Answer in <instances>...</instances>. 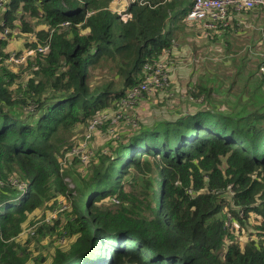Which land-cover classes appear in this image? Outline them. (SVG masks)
Here are the masks:
<instances>
[{
    "label": "trees",
    "instance_id": "16d2710c",
    "mask_svg": "<svg viewBox=\"0 0 264 264\" xmlns=\"http://www.w3.org/2000/svg\"><path fill=\"white\" fill-rule=\"evenodd\" d=\"M111 2L10 0L0 9V264H28L17 239L33 213L57 211L59 203L64 222L40 230L60 225L63 237L75 239L50 264H264L261 57L249 69L216 72L186 94L202 107L141 126L102 151L88 177L73 186L65 180L60 145L73 129L116 109L145 79L146 63L172 57L193 5L134 0L124 20ZM238 26L234 17L220 32ZM18 29L35 34L27 47L49 49L17 73L7 48ZM213 80L222 85L218 94ZM215 96L224 98L222 110L206 107ZM251 216L255 237L241 243L227 223L244 225Z\"/></svg>",
    "mask_w": 264,
    "mask_h": 264
},
{
    "label": "rangeland",
    "instance_id": "374dc122",
    "mask_svg": "<svg viewBox=\"0 0 264 264\" xmlns=\"http://www.w3.org/2000/svg\"><path fill=\"white\" fill-rule=\"evenodd\" d=\"M122 1L128 2L134 0H112L111 7L113 9L118 8V5H120ZM259 10L260 9L251 11L255 13ZM245 12L237 13L239 17L238 29H234V26L232 28L233 31L225 35L220 31H202L201 29H203V27L199 26L197 21L185 19L187 23V34H184L179 39V42H174L175 47L179 49V55L174 58L170 57L165 59L168 57L165 54L160 58L162 62H167L166 68L170 70L171 74L165 86L155 91L146 90L142 97H137L130 102L122 101L118 104L116 109L106 110L95 117L88 125H80V127L78 126L73 129L66 138V141L60 145V149L56 153L62 171L70 172V176L65 178V180L70 183V186H73L81 176L88 177L90 175L91 168L93 163L97 160L98 155L101 154L102 151L111 148L115 140L125 141L129 135L134 133L141 126L152 124L157 119H172L173 115L175 116L178 111H181V116H185V109L192 111L193 106L185 100V97L187 93H190L189 89L194 88L193 85L190 84V77L194 71L197 69L195 72L196 75L197 72L202 74L204 70L210 72L218 67L224 69L226 66L234 65L235 61L231 62L234 56L238 57L241 54L243 56L245 51L251 50L252 40L250 41L249 37H251L254 31L261 30V32H264V24L258 22L259 18ZM119 13L123 17H127L128 14L124 10L119 11ZM261 17H264V15ZM243 20L244 24L241 23ZM258 24L263 26L259 27ZM230 25L232 26L233 23ZM35 39L36 36L34 33L24 34L20 29L16 30L7 48L9 55L19 52L17 54V57H19L18 55H22L21 53L31 49L27 47V43H31ZM225 42H229L230 44L226 45L227 43ZM247 44H250V46ZM237 49L242 50L236 52ZM253 50H256V48H253ZM233 51L235 53H233ZM197 52L201 55L194 54ZM188 54L191 56L189 60ZM30 59L31 56L22 64L14 63V65H11L12 71L17 73L20 72L22 66L28 64ZM203 61H207V63L205 65L201 64L200 66V63ZM189 62L191 63L190 68H193V71L191 70L174 76V73H177L179 68H181L179 66L180 63H182V65H187ZM170 66L173 67L169 68ZM174 67L175 71L173 70ZM182 70L184 69H181V71ZM207 72H205V76L209 75ZM219 82L221 83V81ZM212 84L215 86L218 94L222 85L219 87V90L217 89L218 84L215 80H213ZM222 84H224V79ZM214 98L218 100L213 99V101H209L206 107L209 105L211 107L212 104L216 108L222 110L224 108V98L220 99L218 96ZM19 110L27 112L25 108ZM95 119L96 122L94 121ZM108 121L110 122L108 123ZM223 168L225 169V160ZM59 204L61 207L58 208L57 211L50 212L48 208H43L33 213L31 215V224H26L23 232L17 239L19 243L18 253L19 255L27 257L28 264H34L36 260L41 259H43V261L40 262V264H50L51 256L56 249H68L70 244L74 241L75 238L71 239L68 236L63 237L62 234L58 232V229L62 227L60 225L57 229L52 228L51 230L56 229L52 232L47 230L41 232L40 230L45 229V227H56L57 220H62L64 222L65 214L60 212L65 208V205ZM59 213L62 215L60 216ZM257 221L258 219L256 216H251L246 224L241 225L238 221L230 219V222L227 223L229 226L228 231L236 240H239L241 243H246L250 241L251 238L255 237V226Z\"/></svg>",
    "mask_w": 264,
    "mask_h": 264
},
{
    "label": "built area",
    "instance_id": "2783aa9c",
    "mask_svg": "<svg viewBox=\"0 0 264 264\" xmlns=\"http://www.w3.org/2000/svg\"><path fill=\"white\" fill-rule=\"evenodd\" d=\"M9 1L0 0V9H4ZM255 9L264 11V0H193L192 7L186 13V19L197 21L203 27V31H221L229 25L237 13ZM129 17L130 14L128 13L127 17L122 16V19L127 20ZM48 49V45L40 46L37 49H29L21 53L22 55H18L19 57H17L18 53H11L9 62L22 64L29 56L32 57L36 53H46ZM261 56L264 59V52L261 53ZM166 65L167 62L164 63L161 60L153 64L146 63L144 66L145 79L136 87L128 90L122 101L130 102L137 97H142L146 90L155 91L165 86L171 77L170 70L166 68ZM171 67L173 66L169 68ZM261 71L264 72V66ZM94 121L96 122V119Z\"/></svg>",
    "mask_w": 264,
    "mask_h": 264
},
{
    "label": "crops",
    "instance_id": "0c3cea01",
    "mask_svg": "<svg viewBox=\"0 0 264 264\" xmlns=\"http://www.w3.org/2000/svg\"><path fill=\"white\" fill-rule=\"evenodd\" d=\"M132 1H128V2H121L120 3V5H118V8H115L114 10H116V11H125V12H127L128 11V9H129V4L131 3ZM256 10V9H255ZM260 11V10H259ZM255 12V13H253V15L252 16H257V18L258 17H260V16H263L264 15V11H262V12ZM244 13V12H243ZM246 13V12H245ZM258 15H260V16H258ZM236 19H238L239 20V17H238V15L236 14ZM258 22H260V23H262L261 21H260V19H258ZM241 23L242 24H244V20L243 21H241ZM259 25V27H262L263 25H260V24H258ZM244 26V25H243ZM262 33H263V35H262ZM250 38V41H251V50L250 51H248V54H246V57H243L242 56V54L241 55H239L238 57L237 56H234V58H232V61L231 62H233V61H235V65L236 66H238V67H241L242 68V70H246V69H249V67H251V66H256V65H259L260 64V61H261V58H262V56H261V53L263 52V50H264V32H261V30H256V31H254V33L251 35V37H249ZM260 40H262V44H259V41ZM247 45H249L250 46V44H247ZM258 45V46H257ZM253 48H256V50H253ZM242 49H237L236 50V52L237 51H241ZM178 51H179V49H178V47H175L174 48V50H173V54H172V57L174 58V57H176L177 55H179L178 54ZM246 52V51H245ZM194 54H199V55H201L200 53H194ZM187 56V55H186ZM188 60H189V58L191 57L189 54H188ZM261 57V58H260ZM167 58V57H166ZM165 58V59H166ZM168 59V58H167ZM207 63V61H203L202 63H200V66H201V64L203 65H205ZM232 64V63H231ZM190 65H191V63L189 62V63H187V65H182V63H180V67L181 68H179V70L177 71V73H174V71H175V67L173 68V73H174V76H176L177 74H183V73H185V72H188V71H191L192 69L190 68ZM199 65V64H198ZM184 67V68H183ZM232 66H226V67H224V69L223 68H220L219 69V71H217V69H215V70H211L210 72H207V70H204L203 72H202V68H201V72H202V74L201 73H196V75H195V72H196V70L194 71V73L192 74V78L190 77V79H191V81H190V84H192L193 85V87L194 88H197L198 89V87H200L201 86V84H205L206 85V83H207V81H208V79H210V78H213V77H215V74H216V72H220V73H222V72H224L225 70H226V74H232V73H234L235 71L234 70H232V68H231ZM196 68V67H195ZM181 69H184V70H182L181 71ZM193 71V70H192ZM205 72H207V73H209V75H207V76H205L204 74H206ZM242 73L244 74L245 73V71H242ZM190 74V75H191ZM209 85H210V83H209ZM193 108H192V110L193 111H185V114L186 113H188V112H194L195 110H197L199 107H202L201 106V104H195V103H193Z\"/></svg>",
    "mask_w": 264,
    "mask_h": 264
},
{
    "label": "bare ground",
    "instance_id": "6f19581e",
    "mask_svg": "<svg viewBox=\"0 0 264 264\" xmlns=\"http://www.w3.org/2000/svg\"><path fill=\"white\" fill-rule=\"evenodd\" d=\"M140 6V5H139Z\"/></svg>",
    "mask_w": 264,
    "mask_h": 264
}]
</instances>
